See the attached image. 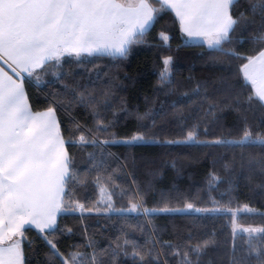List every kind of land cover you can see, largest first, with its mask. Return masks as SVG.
<instances>
[{
  "label": "trees",
  "instance_id": "1",
  "mask_svg": "<svg viewBox=\"0 0 264 264\" xmlns=\"http://www.w3.org/2000/svg\"><path fill=\"white\" fill-rule=\"evenodd\" d=\"M258 2L241 0L233 10L234 16L243 13L251 23L236 26L229 40L221 45L223 52L210 50L204 44L187 43L178 20L169 10L157 14L153 26L130 45L126 57L82 54L77 60L64 56L59 67L49 65L39 71V82L35 76L24 79L30 109L54 108L63 140L75 141L64 143L75 174V180L66 187L64 206L71 204L75 208L73 201L85 206L80 211L60 212L53 232L41 233L31 227L25 230V264H61L43 238L45 235L61 254L95 251L98 256L104 253L101 258L109 264H113V250L117 252L114 264H133L131 247L128 257L116 248L126 237L145 252L158 254L160 264H179L175 249L203 241L209 243L200 264H230L233 245L237 256L243 254L247 234L234 237L232 229L235 224L264 227V216L259 215L264 213V170L260 167L264 150L165 141L185 140L194 126L196 139L201 142L242 137V111L229 106L233 100L224 92V82L242 80L239 68L246 62L243 58L264 48V41L256 40L264 34L261 14L259 9L255 14L249 10L251 4ZM152 6L160 7L155 3ZM161 32L168 35L167 43L160 38ZM168 56L172 57L171 76L169 82H161L163 59ZM240 92L239 86L233 89V95ZM80 93L94 99L98 116L86 102H79ZM248 94L244 90L241 99ZM210 104L215 105L211 113ZM247 116L253 134L264 133V109L253 105ZM98 120L107 130H97ZM77 125L81 130H77ZM138 133H143L149 142H112L130 140ZM81 134L90 142L80 143ZM212 174L220 180L210 186ZM100 189L107 195L112 193L117 209L127 208L130 200L142 198L143 207L148 209L184 208L191 203L195 208L221 211H156L147 216L92 212L99 202ZM243 205L256 212L233 224L223 210L236 211ZM145 264H151L150 257H146Z\"/></svg>",
  "mask_w": 264,
  "mask_h": 264
},
{
  "label": "snow or ice",
  "instance_id": "2",
  "mask_svg": "<svg viewBox=\"0 0 264 264\" xmlns=\"http://www.w3.org/2000/svg\"><path fill=\"white\" fill-rule=\"evenodd\" d=\"M241 0H0V264H25L22 250L24 231L35 226L41 233L56 230V215L60 212L75 211L71 204L65 205L68 195L66 187L75 180L70 168L71 158L63 152L64 141L55 109L49 107L46 112L31 111L25 89L24 79L35 76L39 82V71L47 66L59 67L64 56L79 60L82 54L88 56L126 57L130 45L138 42L153 26L157 14L166 11L175 13L181 31L189 37L208 36L205 42L210 50L223 52L221 45L229 40V35L241 22L251 23L243 17L234 16L233 10ZM159 4V8L153 7ZM259 9L264 25V0L251 4L249 10L255 14ZM264 32V27H262ZM160 38L167 43L169 37L161 32ZM264 41V34L256 37ZM235 55V53H225ZM246 60L239 68L242 80L235 83L224 82V92L232 97L238 111H242L245 124L242 137L237 140L197 141V128L194 126L183 141H165V143H206L211 145L232 144L240 148L259 147L264 150V133L255 135L248 125L247 112L253 105L264 109V48ZM172 57L163 59L160 72L161 82H169ZM3 65L12 73L5 71ZM15 77V78H14ZM237 86L240 93L233 95ZM250 86V88L248 87ZM249 94L241 99L243 91ZM79 102L87 103L95 112L92 97L80 93ZM246 106V107H245ZM215 105H209L211 113ZM264 123V120L261 121ZM97 122V130H107ZM77 130H81L77 125ZM80 143L90 141L81 134ZM95 142V141H91ZM107 142V141H106ZM128 144L146 143L143 133H138L126 141ZM157 143L159 141H151ZM243 159V158H242ZM243 167V164L241 165ZM264 170V161L260 162ZM111 179L110 177L108 178ZM100 178L97 177V181ZM220 177L211 175L210 186L219 182ZM127 193H125L126 195ZM139 197V193L134 194ZM112 193L108 194L107 210L127 212L129 214L149 215L151 212H220L219 208L200 209L187 203L184 208L148 209L143 207L142 198L129 201L127 208L117 209L112 203ZM83 210L84 205L73 201ZM236 220L256 210L243 205L236 211L223 210ZM264 216V213H259ZM70 231V230H69ZM233 236L247 234V248L240 256L233 245L230 264H264V227H233ZM19 237V238H17ZM50 245L53 255L61 264H109L93 251L85 254L69 251L61 254L52 240L43 237ZM191 241V238H189ZM153 241V247H155ZM208 241L196 242L184 249L177 248L179 264H200V258L208 247ZM91 246V244L89 245ZM132 248L133 264H145L146 257L151 264H160L159 255L153 256L152 250L145 252L133 240L127 237L116 245L125 257ZM171 247V246H169ZM116 250L111 253L114 264Z\"/></svg>",
  "mask_w": 264,
  "mask_h": 264
},
{
  "label": "crops",
  "instance_id": "3",
  "mask_svg": "<svg viewBox=\"0 0 264 264\" xmlns=\"http://www.w3.org/2000/svg\"><path fill=\"white\" fill-rule=\"evenodd\" d=\"M173 13H174V12H173ZM174 15H175V13H174ZM178 22H179V21H178ZM179 26H180V23H179ZM180 29H181V27H180ZM182 33L184 34V36H185V40H186L187 43H199V44H204L205 46L208 47V45H207V43H206L205 41L208 40V39H210V37H208V36H203V35L189 37L186 33H184V32H182ZM3 67L5 68V71H8V72H9L10 75L12 74V73L10 72V70L7 68L6 65H3ZM14 78H15V77H14ZM25 78H27V75H26V74H25ZM25 93H26V92H25ZM26 97H27V96H26ZM27 101H28V99H27ZM28 104H29V103H28ZM29 107H30V106H29ZM31 111H32V110H31ZM46 111H47V109L42 110V111H32V112H34V113H38V112H46ZM55 117H56V119H57L56 112H55ZM57 121H58V120H57ZM62 150H63L64 153L67 154V152H66V148H65V145H64V144L62 145ZM58 215H59V213L56 215V220H57ZM31 228H34V229H36V230L39 231V229H37L35 226H31ZM45 230H47V229H45ZM17 238H19V237H17Z\"/></svg>",
  "mask_w": 264,
  "mask_h": 264
},
{
  "label": "rangeland",
  "instance_id": "4",
  "mask_svg": "<svg viewBox=\"0 0 264 264\" xmlns=\"http://www.w3.org/2000/svg\"><path fill=\"white\" fill-rule=\"evenodd\" d=\"M107 203H108V195L103 189H100L99 202H98L96 208L94 210H92V212H97V213H111V212H114V211L107 210ZM75 208L78 211L81 210L77 206ZM189 211H194V210H189ZM234 227L242 228V227H245V226H240V225L235 224Z\"/></svg>",
  "mask_w": 264,
  "mask_h": 264
}]
</instances>
